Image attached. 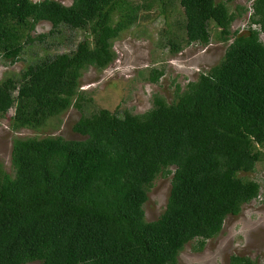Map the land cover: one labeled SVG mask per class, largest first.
I'll return each mask as SVG.
<instances>
[{"label":"trees","instance_id":"obj_1","mask_svg":"<svg viewBox=\"0 0 264 264\" xmlns=\"http://www.w3.org/2000/svg\"><path fill=\"white\" fill-rule=\"evenodd\" d=\"M231 1V0H230ZM0 0V60H25L35 39L84 30L70 51L29 63L0 82V118L37 129L71 106L83 108L84 69H104L112 45L145 9L158 7L171 26L170 51L208 44L215 24L229 41L219 63L201 72L168 102L156 95L144 112L99 108L73 129L85 136L15 137L12 171L0 162V264H178L259 196L247 176L264 160V0ZM144 13V12H143ZM249 14L242 28L232 23ZM171 19V20H169ZM48 21V32L33 35ZM169 26V28H167ZM244 30V31H243ZM88 33V34H87ZM163 69L153 67L158 82ZM85 96V95H84ZM172 174L163 212L146 218L144 204L159 175ZM230 264H258L230 255Z\"/></svg>","mask_w":264,"mask_h":264},{"label":"rangeland","instance_id":"obj_2","mask_svg":"<svg viewBox=\"0 0 264 264\" xmlns=\"http://www.w3.org/2000/svg\"><path fill=\"white\" fill-rule=\"evenodd\" d=\"M60 1L67 5L72 3V0ZM251 2L252 0H229L228 5L235 9L237 4L250 6ZM158 10V7L145 9L133 26L113 40L115 57L108 66L104 69L95 66L84 69L80 80V89L85 95L81 99L83 108L73 105L60 115L49 118L45 125L37 129L24 127L18 131L13 130L10 117L14 114V107L9 109L5 117L0 118V162L4 169L12 171L11 153L15 137L52 134L69 139H83L85 136L73 129L83 112L90 113L99 108L144 112L152 106L156 95L164 96L171 102L176 96L178 85L179 90L183 91L188 82L220 62L230 42L220 38V28L215 24L211 25L212 37L208 44H183L180 51L172 52L167 42L168 37L173 33L175 36L176 33L181 34L184 30L173 25L170 28L167 26L172 30L171 34L166 33L163 29L168 20ZM248 15L245 13L236 19L231 25L232 30L242 28L249 20ZM51 27L50 22L42 21L36 26L33 35L48 32ZM84 36V30L64 28L60 36L49 35L45 40L35 39L26 48L25 60L16 63L0 60V82L9 75L18 76L29 63L39 58L70 51ZM261 39L264 41V34ZM153 67L164 71L158 82H153L150 78ZM247 176L261 183L259 196L244 204L239 215L226 216L222 230L207 239L202 249L194 248V245H198L196 239L188 242L178 256V264H230L232 254L246 255L258 264H264V160ZM171 178L172 174L159 175L150 188L149 198L144 204L148 220L156 219L165 209ZM27 264H40V261Z\"/></svg>","mask_w":264,"mask_h":264},{"label":"clouds","instance_id":"obj_3","mask_svg":"<svg viewBox=\"0 0 264 264\" xmlns=\"http://www.w3.org/2000/svg\"><path fill=\"white\" fill-rule=\"evenodd\" d=\"M15 112V111H14Z\"/></svg>","mask_w":264,"mask_h":264}]
</instances>
